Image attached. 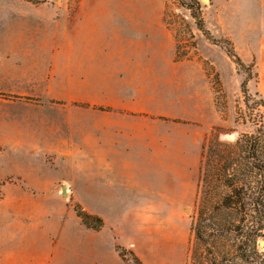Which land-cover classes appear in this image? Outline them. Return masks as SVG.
Here are the masks:
<instances>
[{"label":"rangeland","instance_id":"374dc122","mask_svg":"<svg viewBox=\"0 0 264 264\" xmlns=\"http://www.w3.org/2000/svg\"><path fill=\"white\" fill-rule=\"evenodd\" d=\"M43 1L0 0V264H192L193 223L227 216L200 200L202 144L264 127V0L104 3L155 17L142 36L60 34ZM200 248L259 260L244 235Z\"/></svg>","mask_w":264,"mask_h":264},{"label":"trees","instance_id":"16d2710c","mask_svg":"<svg viewBox=\"0 0 264 264\" xmlns=\"http://www.w3.org/2000/svg\"><path fill=\"white\" fill-rule=\"evenodd\" d=\"M181 2L192 9V5L185 0ZM192 14L198 21V28L208 37L209 32L204 27L197 7ZM219 41L226 43L227 54L235 58L238 65L244 66L231 42L227 39ZM251 67L247 66L249 72ZM249 79L250 76L241 84L245 96H249L246 86ZM254 102L256 105H264L263 98ZM199 182L201 202L207 203L214 198L216 202L214 209L227 216L219 222L215 230L212 227L213 230L208 232L209 226L198 221L193 223L195 246L191 251L192 264L202 263L203 253L200 247L206 245V237L225 236L231 239L243 235L245 242L251 243L252 252L259 258L258 264H264V252L259 250L257 243L260 237H264V127L258 125L252 132L240 134L233 142L220 141L215 134L209 136L201 146ZM79 215L86 225H89L90 219L96 221V227L102 225V220L96 216L85 212H80ZM237 250L241 253V259L247 261L244 257L243 243L237 246ZM226 251L224 247L219 250L223 261H226ZM216 253L210 258L211 264H223L220 263L222 260L217 262L219 257Z\"/></svg>","mask_w":264,"mask_h":264},{"label":"crops","instance_id":"0c3cea01","mask_svg":"<svg viewBox=\"0 0 264 264\" xmlns=\"http://www.w3.org/2000/svg\"><path fill=\"white\" fill-rule=\"evenodd\" d=\"M107 1L57 0L56 3L58 5L53 10H50L48 6L49 2L45 0L40 4V10L44 16L51 17L53 11L58 15L55 27L60 34L142 36L155 33V25L151 26L153 23L155 24V17H145L142 11L132 12L105 9L104 3ZM68 3H72L73 5L69 6ZM147 20H152V22ZM49 25L52 26L51 23Z\"/></svg>","mask_w":264,"mask_h":264},{"label":"water","instance_id":"95a60500","mask_svg":"<svg viewBox=\"0 0 264 264\" xmlns=\"http://www.w3.org/2000/svg\"><path fill=\"white\" fill-rule=\"evenodd\" d=\"M225 137L227 138H234V134L233 133H225L224 134ZM60 188H61V194L65 195L66 194V186L64 183L60 184Z\"/></svg>","mask_w":264,"mask_h":264}]
</instances>
